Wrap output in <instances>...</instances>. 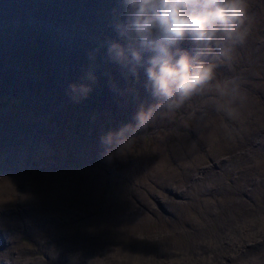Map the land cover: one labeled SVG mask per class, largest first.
<instances>
[{"label": "rangeland", "instance_id": "obj_1", "mask_svg": "<svg viewBox=\"0 0 264 264\" xmlns=\"http://www.w3.org/2000/svg\"><path fill=\"white\" fill-rule=\"evenodd\" d=\"M32 3L42 4L41 10L37 11L36 19L42 25H47L46 14L59 18L64 16L70 25L74 20L79 22L77 30L87 36L82 29V24H86L82 13L90 7L86 0L83 2L62 0L58 3L62 6L61 9H55L53 3L44 4L38 0H29L27 6L31 8ZM104 16L105 9H103ZM71 26L69 31H61L71 36L76 32L71 30ZM55 28L60 30L56 25ZM244 28L247 32L244 43L235 46L231 59L216 61L218 67L215 69L213 81L185 101L181 106L183 108L179 107L171 113H166L170 119L168 123L161 121L164 113L141 132H127L122 139L113 138L111 143L119 144L114 156L111 155L113 152L102 154L100 150L104 144L101 143V139L96 138L109 130L116 132L124 125H134L133 117L140 108L137 104L134 105L135 108L133 107V103L137 100L125 97V102L119 101L120 105L126 104L119 108L118 114L113 111L107 113L105 110L108 108V103L98 107L97 103L102 101L94 98L93 101L97 102L93 107L94 110L98 107L102 112L94 110L87 112L78 108L75 100L74 105L61 98L65 92H69L68 85H61L55 94V97H58L61 92L56 110L59 113L55 116L52 102L55 97L50 96L48 86L45 88L37 85L35 78L31 76L34 74L32 73L34 69L40 71V80L42 76L46 77L50 74L47 51L40 49L39 46H32L30 50V45L23 44L20 50L11 52L10 63L16 70H12L7 75V72L0 69V88L9 83L13 76H17L27 82V89L32 88L33 91L28 92L26 89L25 92L21 82L18 81L21 85L18 96H14V91L0 93V104L5 105V107L0 106V111H5L11 117L12 113L16 119L23 117L26 120L28 115H33V111L38 109L37 103L41 100L39 105L41 111L38 109L39 115L36 113L40 122L51 124L52 119L60 117L57 120L60 127L67 126L74 130L68 123L82 124L83 131H88L96 137L84 138V140L74 133L64 131L61 136L69 137L77 142L80 149L87 150L83 154L76 150H64L62 141L58 137L38 142H31L26 138L25 143L19 148L26 159L23 165V160L15 154L13 147L4 150L6 153L12 151L8 155L2 156L3 153L1 154L0 151V159L5 157L7 159L5 162H0V201L4 203V210L17 215L19 210L17 203H23V200L14 202L15 196L17 199L23 197L29 201L31 198L29 191L34 190L29 189V185L37 186L42 197L41 203L38 202L39 212L27 218L26 225H30L31 229L24 232L29 236L19 240L21 249L37 251L31 256L32 264H35L34 259L41 260L42 252L50 254L51 264H124L126 262L177 264L179 260L175 258L170 263L167 254L180 252L183 254L180 257L182 262H191L189 259L195 253L200 254L204 250L198 258L200 261L202 255L211 251L204 247V241L210 236L221 232L218 238L223 239L225 233L233 236L238 228L244 233V226L251 231L257 228L256 234L260 240V244L252 246L259 248H254L251 254L249 252L252 247L246 252L248 258L261 248L264 250V166L262 165L264 158L261 157L256 161L245 160L244 158L255 159L251 158L254 155L250 152L255 150V147L247 143V139L242 140L239 145L232 141L240 138L244 122L252 115H256L259 121L264 120V90H259L264 87V0H247ZM105 32L107 31L102 30L99 33V40ZM47 33L51 34L49 31ZM113 35L117 36L116 32L106 36L103 44L118 39ZM43 37L48 40L47 36L43 35ZM48 42L53 49L52 42ZM77 42L76 47L79 46L80 41ZM258 42H262V45ZM2 44L3 42H0V45ZM180 47L191 51L186 42ZM40 50L45 52L43 57ZM12 54L20 56L21 59L11 57ZM80 55L82 52L77 56ZM64 56L66 54L62 57ZM27 57L29 60L26 59ZM3 59L4 56H1L0 60ZM60 63L59 60H53V65L58 68L61 67ZM22 65H24L23 75H19L21 71L17 69ZM83 65L86 66L87 63ZM102 65L107 72H113V76L116 77L110 82L107 77L103 78L112 88L117 84L123 85L121 88L135 86L133 82H128L127 77L131 74L125 73L120 66L111 67L105 63ZM84 69L74 71L75 80L82 78ZM136 80L139 81V76ZM218 85H226V91L218 92ZM139 88L146 108L156 102L146 90L145 83ZM37 89L41 90L42 97L37 95ZM92 89L95 90L96 87L92 86ZM92 92L97 94L95 91ZM82 99L88 101L87 98ZM30 102L35 104L30 106L28 105ZM49 104L51 107L48 106ZM70 107H73V110L68 120L66 117L69 116ZM90 108L86 107L87 110ZM53 126L55 127V124ZM2 127L4 126H0V130ZM133 140L135 142L131 145ZM222 143L224 145L219 148L221 151L214 152L206 162H202L199 166L190 162L186 168L180 169L185 160L200 159L198 158L200 153L207 156L211 148ZM226 143L230 144V149H225L228 147L225 146ZM255 146L263 147L258 156L263 155L264 138L257 140ZM240 147L241 150H238ZM227 150L231 152L228 153ZM99 161L102 163L99 164ZM226 161H231L232 165L241 164L245 172L235 173L232 168L219 165L221 162L227 163ZM214 165L218 166L214 167ZM28 167L39 173L28 171ZM238 167L239 171L241 167ZM84 170L89 171L90 174ZM32 173L41 176L34 179L27 178ZM175 175H179L177 180L183 188L175 190L178 193L166 191L167 189L164 191L165 188L170 187L166 183V178ZM157 208L159 211L154 210ZM253 212L258 215L257 219H260L254 223L247 217L248 213ZM4 213H1L0 221L11 222L13 219L7 218ZM261 224L263 227H260ZM33 226L39 227L40 231L33 230ZM67 226L71 227L67 233L75 235L76 239L64 232L63 229L68 228ZM2 231L7 232L0 227V233ZM33 233H38L41 240L34 239ZM2 234L5 236V244L8 245L9 241L11 244V236L8 233ZM243 237L242 244L245 245L247 238ZM49 238L55 242L48 244L49 248H46L43 242ZM121 246L126 250L122 251ZM60 248H62L61 253L58 251ZM242 248V245L238 249L235 248L233 250L235 255ZM92 255L95 258H89ZM134 257H137V260H132ZM186 257L189 259H185ZM66 258L73 263L67 262ZM224 259L225 257L219 260L220 264H226ZM21 261L17 254L16 263L21 264ZM261 262L264 264V260Z\"/></svg>", "mask_w": 264, "mask_h": 264}, {"label": "bare ground", "instance_id": "obj_2", "mask_svg": "<svg viewBox=\"0 0 264 264\" xmlns=\"http://www.w3.org/2000/svg\"><path fill=\"white\" fill-rule=\"evenodd\" d=\"M28 1L29 0H1L0 1V22L1 24H5V27L8 28V29L5 28L2 31V35L0 36V42H3V44L0 45V57L4 56L3 61L0 60L1 70L7 72V75L12 70H16L11 65L9 56L12 51L20 50L23 47L22 46L23 44L30 45L29 46L30 50L32 46H39L40 49H44V51H47L48 63L51 67L50 74L46 77L45 76H42V78L40 77L42 79L40 80L39 79V76L41 74L40 71L38 69H34L32 71V73L34 72V74L33 75L30 74V75L35 78V82L37 85H40L45 88L48 86L47 90L49 91L51 97H55L56 90H58L61 85L69 86L70 84H80L82 82H88L86 80V75L91 71L94 73L96 77L95 83L92 85V86H95L96 89L95 90L92 89L91 92L87 95L86 98L88 101L84 99H80L79 102H77L78 108H82L83 110H86L87 112H91L94 110L93 107L96 102V101H93V99L98 98L99 100L102 101V103L96 102L97 104H99L98 107L104 106L108 103V108L105 111H107V113H110L112 111L115 113L118 112L119 114V108L123 107L126 103L123 105H120L118 102L119 101L125 102L124 101L125 97H131L132 99L137 100L136 102L133 103V107L134 105L137 104L140 107L146 108L145 101L141 99V94H140L141 90L139 88L140 85H143L145 83V77H144L143 71H141L139 74V81L136 80V76L130 75L127 77V79H129V81L128 80L127 81L133 82L135 86L130 85L126 88H121L123 85L117 84L114 88H112V86H109V82L115 79L116 77L113 76L114 74L113 72L112 73H110L109 71L107 72L103 68V65H102L103 63H105L111 67H118L117 64L110 62L106 58L105 47H104L105 44H103V42H105L104 38L106 36H109V34L111 33H115L113 24L121 10L120 0H92V2H90L91 0H86V2H88L90 6V7H87V10L84 13H82L86 21V24L84 23L82 24V27H83L82 29L83 31H85V34H87L86 37L84 34H82L83 32L82 33L79 32L76 28L79 22H77L76 20L72 21L71 22V25L73 26L72 27L70 25V22H66L68 20L64 16H60L59 18L57 16H52L51 14H46L45 17L47 18V21H48L47 25L45 26L42 25L41 23L38 22V20L36 21L37 16H38L37 11L41 10L40 5L42 4L38 3L39 5H36V3H32L31 8H29L27 6ZM61 1L62 0H38V2H43L44 4L53 3L52 6L55 9L62 8L61 5H58V3ZM79 1L83 2V0H79ZM67 8L71 9L72 7H67ZM103 9H105L104 17H103ZM63 17H64V20L62 19ZM55 25L60 30L56 29ZM70 26H71V30L76 31L74 34H77V35L73 34L70 36L65 32V31H69ZM44 29L49 31L51 34L49 35L46 30L43 31ZM61 30H65V31H61ZM102 30L107 31V32L103 33V36H101L102 38L99 40L100 38L99 33ZM21 33H26V39L24 40L20 39ZM31 35L38 36L40 38V41L36 43ZM43 35L47 36L48 40H46L43 37ZM113 37L118 38L117 36H114V35ZM48 41L52 42L54 46L53 49L50 48ZM77 41H80L78 47H76L78 44ZM258 44L262 45V42H258ZM40 51H41V57H43V53L45 52L44 51L42 52V50ZM81 52H82V55L77 56ZM24 54L26 56V53ZM65 54L66 56L62 57ZM11 57H16L19 60L21 59L20 56H17L15 54H12ZM26 59L29 60V57H27ZM72 59H74L75 61H73ZM53 60H59L61 62L60 63L61 67L58 68L57 66H54ZM84 63H87V65L86 66L83 65ZM23 67L24 65H22V67L17 69L21 71V73L20 72L18 73L19 75H23L22 73L24 71ZM78 69H84L83 71L81 70L82 78L79 80H75L74 71ZM68 70H70L71 72H68ZM68 73H71V74L68 75ZM104 77H107V79H109V82L104 81L103 80ZM18 81L21 82L23 89L26 92L27 82L25 80H22L20 77L13 76L12 80L9 83H7L6 85H3L0 88V93H7L9 91H14L15 92L14 96H18V93L21 90V85L18 83ZM259 90H264V87ZM27 91L32 92L33 89L28 88ZM40 91H41L40 89H37L36 93L37 95L42 97V93ZM92 91H95L97 94L93 93ZM60 93H59V96L55 97L52 101L53 106L55 108V116L59 113L56 110L58 108V100L61 95ZM27 97H29V95ZM61 98H63V100H68L72 104L75 105V103H73L74 99L70 95V92H65ZM4 100H7V99L4 98ZM40 103H41V100L40 102L37 103V106H38V109L41 111V107L39 106ZM32 104H35V103L30 102L28 105L31 106ZM0 106L5 107L3 103H1ZM48 106L51 107V104H49ZM87 106L91 107L90 110L86 109ZM73 107H70V111L68 114L69 116L66 117L68 118V120L72 115L70 112L73 110ZM98 107L94 111L102 112V110L98 109ZM38 109L33 111L34 112L33 115H28V118L26 120H24L23 117H18L16 119L12 113H11L12 115L11 117V116H8L5 111L4 112L0 111V126H4L0 130V151H2L1 154L3 153L2 156L11 154L12 153L11 150L7 151V153L4 150L10 147H13L14 148L13 151H15V154L19 156L21 160H23L22 162V165H23V163H26L25 162L26 159H25V155L23 151L19 150V148H21L22 144L25 143L26 138L28 141L38 142V141H43L44 139L51 140L53 137H58L61 139L64 150L65 149L66 150H76L80 152L81 154H83L87 150L85 148L80 149V147H78L76 144L77 142L71 140L69 137L61 136L62 134H64V131L74 133L75 136L81 139H84V138L91 139L92 137L96 138L95 135H93L92 133L88 131L86 132L83 131L84 125L82 124L73 125L72 123H68L69 125L73 126L72 129L74 130L69 129L67 126H65V128L60 127V125L57 123V120L60 117L58 118L55 117L54 119H52L53 122L51 124L40 122L39 119L37 118V116L39 115L37 113ZM36 113L38 114L37 116H36ZM158 116L159 114L157 115L155 119H157ZM169 120L170 119H168L165 113V115L161 119L162 123H168ZM256 122H260V123L256 124ZM54 124H55V127L53 126ZM187 125L190 126L189 122H187ZM191 125L193 124L191 123ZM15 126H18L19 128H16V129L13 128ZM19 129L21 130V132H17ZM119 130L120 128L116 132L112 131V133H117L119 132ZM109 132L102 133L101 136L97 137L96 139L97 140L101 139L102 136H104L105 134ZM240 134L241 135L239 139H232V141L238 143L239 145L242 140L247 139L248 140L247 143H251L252 146L255 147V150H250V152L254 155V156H251V158H255V159H249V158H244V159L256 161L257 159H261V157L264 158V154L261 156H258V154L261 153V150L263 149V147L255 146V143L257 140L264 138V120L259 121L256 115H252L248 121L244 122L243 128L240 131ZM135 136L136 135H134V137ZM17 137H20V138H17ZM123 137L124 135L114 136L113 138L122 139ZM250 137L254 138V140H251ZM134 142L135 140L132 141L131 145ZM223 145L224 143L211 148L209 150L210 154L207 156H204L203 154L200 153V157H198L200 159L192 158V159L185 160V162L183 163V166H181L180 169L186 168L190 164V162L195 166H199L202 162H206L207 159H209V157L214 155V152L216 153V152L221 151V149L219 148L222 147ZM118 146L119 144L115 142L110 143L108 145L102 146V149L100 150V152L102 154L113 152L111 155L114 156L116 152L118 151ZM225 146H228L225 149L231 148L229 143H226ZM241 147L238 150H241ZM95 150H97V148ZM227 151L228 153L231 152L230 150H227ZM5 161H7L6 157L3 159H0V162H5ZM226 162L227 163L221 162L219 163V165L232 168L235 171V173L245 172V169L243 168L244 166H242L241 164H238L235 161H232L236 163L233 165L230 164L231 161L230 162L226 161ZM101 163L102 162L99 161V164ZM237 165L241 167L239 171L237 170L239 169ZM262 165L264 166L263 162H262ZM216 166L218 165H214V167ZM27 170L39 173L38 171L33 170L30 167H28ZM6 172H9V171H6ZM85 172L90 174L89 171H85ZM40 176L41 174L32 173V174H29L27 178L34 179V177L39 178ZM178 176L179 175H175V176L166 178V183H168V186L170 187L165 188L164 191L167 189L166 191L169 190L174 193H178L175 190L177 189L181 190L183 188L181 187L180 182H178L177 180L179 179ZM28 187L29 189H34V190L29 191V195L31 197L29 201L27 199H24L23 197H20L19 199H17V196H15L16 198L14 202L23 200V203H17L19 206L17 215L12 214L9 210H4L5 209L4 203L0 201V215L2 212H5L4 214L6 215L7 218L13 219L11 222L10 221H4V222L0 221V227L7 230V232L2 231V233H6V234L8 233L12 238L11 244H9L10 243L9 241L8 245H6L4 234L0 233V247H2L0 249V257H2L0 259V264H17L16 263L17 254H19V259L22 260L21 264H32L33 259L31 258V256L37 253L35 249L23 250L21 249L19 245V240L22 237L29 236L27 232H24L27 229H31L30 225L29 226L26 225V222L28 220L27 218L39 212L40 205L38 204V202L41 203V199H42V197L39 195V188L37 186L29 185ZM250 197H252V194ZM154 210L159 211V208L154 209ZM257 216H256V213L254 212L248 213L247 215V217L250 218V221L252 223H254L257 220H260V219H257ZM67 227L68 228L63 229L66 234H68L67 230L71 228L70 226H67ZM260 227H263V224H261ZM33 230H35L36 232H39L40 228L37 226H33ZM253 230L254 231H251V229L249 230L247 227L244 226V233L238 228L236 234H234L233 236H231L229 233H225L224 238L219 239L218 236H220L221 234L220 232L219 234L212 235V237L210 236L206 241L203 240L204 247L209 248L211 251H209L207 254L202 255L200 261H198V258L201 256L204 250L200 254L198 252L195 253L194 256H192L190 259L188 257L185 258V259H189L191 262L189 261L182 262V260H180V257L183 254L180 252L178 253L173 252L171 254H167V256L170 258L169 262L172 263L173 260L177 258V261L179 260L177 264H220L219 260L225 257L224 262L226 264H262L261 261L264 260V250L262 248L258 250L257 253L253 254L251 258H248V255L246 253L253 245L260 244V240L258 239V236L256 234L257 228ZM68 235L76 239L75 235H71V234H68ZM243 236L247 238V244L245 245L242 244V241H244ZM32 237L36 239L37 241L41 240V236L38 233L37 234L33 233ZM54 242L55 240H53L52 238H49L47 240H44L43 245H45L46 248H49L48 244L54 243ZM37 244H42V242H37ZM241 245L243 246V248L241 250H238V254L235 255L233 250L235 248L238 249V247H241ZM121 247H122V251L126 250L123 246ZM254 248H259V247L257 246L252 247L249 254L252 253ZM220 249H222V251ZM58 251L59 253H61L62 248H60ZM230 252L231 254L229 255ZM121 253H124V252H121ZM44 256H46L47 258ZM40 257H41V260L44 262H42L41 260L39 261L37 259H34L35 264H51L50 263L51 258L48 252H42ZM91 257L95 258L94 255L89 256V258ZM128 259H125V260H128ZM150 259L151 258H149V260ZM132 260H137V257H134ZM66 261L69 263H73L71 260L69 261V258H66ZM124 264H136V263L126 262ZM160 264H163V263L160 262Z\"/></svg>", "mask_w": 264, "mask_h": 264}, {"label": "clouds", "instance_id": "obj_3", "mask_svg": "<svg viewBox=\"0 0 264 264\" xmlns=\"http://www.w3.org/2000/svg\"><path fill=\"white\" fill-rule=\"evenodd\" d=\"M113 24L118 39L105 44L106 58L132 76L143 71L145 88L154 104L140 107L135 124L101 137L108 145L114 136L138 133L157 115L171 113L202 91L215 77L218 59H231L235 46L243 44L247 0H120ZM187 43L191 51L181 48ZM69 85L79 102L92 90L96 77ZM218 85L217 91H226Z\"/></svg>", "mask_w": 264, "mask_h": 264}]
</instances>
